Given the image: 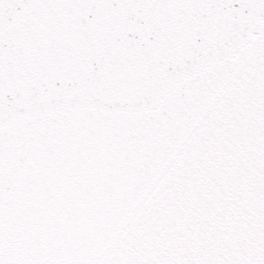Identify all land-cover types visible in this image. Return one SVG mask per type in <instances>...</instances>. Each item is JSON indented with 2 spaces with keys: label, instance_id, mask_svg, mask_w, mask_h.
<instances>
[{
  "label": "snow or ice",
  "instance_id": "6c2138e0",
  "mask_svg": "<svg viewBox=\"0 0 264 264\" xmlns=\"http://www.w3.org/2000/svg\"><path fill=\"white\" fill-rule=\"evenodd\" d=\"M0 264H264V0H0Z\"/></svg>",
  "mask_w": 264,
  "mask_h": 264
}]
</instances>
